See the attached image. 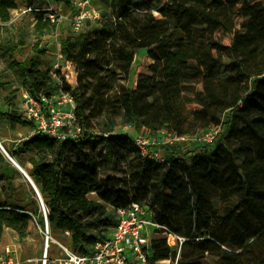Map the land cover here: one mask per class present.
<instances>
[{
	"label": "trees",
	"instance_id": "obj_1",
	"mask_svg": "<svg viewBox=\"0 0 264 264\" xmlns=\"http://www.w3.org/2000/svg\"><path fill=\"white\" fill-rule=\"evenodd\" d=\"M222 3L111 0L114 21L110 22H114L120 42L110 41L105 28L99 34L83 31L60 42L61 54H74L80 69L74 84L60 79L62 88L75 97L81 132L64 141L38 134L23 145L41 154L40 160L29 159L30 174L48 210L51 229L70 231L74 251L85 252L113 227L115 217L107 206L135 201L148 203L155 222L185 238L176 264L199 262L212 241L220 244L216 247L219 264H264V0L244 2L239 7L240 23L234 31L229 28L232 40L228 46L209 31L221 23L215 8ZM150 5L157 7L174 29H154L157 21L151 14L138 18V26L131 24L137 38L127 30L126 17L133 10L144 14ZM190 5L196 7L195 13L189 10ZM17 7L18 0H0V32L6 29L1 23H8L11 10ZM49 24L50 20L39 13L34 33L40 37L44 34L41 25ZM156 32L159 36H148ZM24 44L21 33L12 40L0 36V58L10 61L33 98H49L57 87L51 71L41 68L38 44L33 45L32 56L14 58ZM136 48H146L153 63L139 73L135 90L122 89L120 105L110 107L109 127L91 132L87 110L95 98L87 95L93 88L88 79L110 60L131 56ZM191 49L197 53L193 55ZM198 79L203 91L191 112L192 124H212L220 129L206 148L191 152L187 161L176 150L170 153L167 164H158L142 157L128 135L114 133L116 123L111 117L120 114L123 122L138 129L183 134L188 102L183 85ZM0 119L10 128L33 125L13 104L0 110ZM8 152L16 155L10 149ZM49 153L51 159L45 157ZM122 161L133 168L123 169L119 166ZM114 167L121 176L107 172ZM92 193L95 199L89 198ZM29 213L20 206L0 205V241L6 227L23 237ZM175 257L176 248L165 236L156 234L147 264Z\"/></svg>",
	"mask_w": 264,
	"mask_h": 264
},
{
	"label": "rangeland",
	"instance_id": "obj_2",
	"mask_svg": "<svg viewBox=\"0 0 264 264\" xmlns=\"http://www.w3.org/2000/svg\"><path fill=\"white\" fill-rule=\"evenodd\" d=\"M134 1H143L147 0H134ZM164 4L169 3V0H159ZM223 3L215 8V12L217 17L221 21L216 27L211 28L209 31L211 35L218 40L223 45L228 46L232 40V31H229V28L236 29L240 23V18L238 17L237 10L244 2H249L253 0H222ZM149 4V3H148ZM176 5V2L173 3ZM21 5L20 0H18V8L11 10V20L8 23H1L5 25L4 30L0 32L1 39H10L15 38L16 34H20L25 39V44L18 47L14 53V58L16 60H23L27 57H30L34 54V44H38V49L42 52L40 54L42 65L41 68L49 69L51 72L56 73L57 78H64V80H72L74 84V76L76 70L78 71V66L76 63V56L74 54L65 56L60 52V42L67 36H73L80 34L79 31L75 29V26L71 23L69 16V8L66 4L62 2H56L55 0H30L29 6L31 9H27V11H23L19 9ZM161 4L160 6H162ZM52 6L58 14H61L63 18L59 21L58 24L52 23L49 25H41V29L44 32L43 35L38 37L34 33V27L36 24V17L39 13L44 14L45 11H36L38 8H49ZM96 6L100 11V18L95 20L87 21L85 31H88L92 34H99L102 28H105L106 32L109 35V40L118 43L120 39L115 34V25L114 22H110L113 20V13L111 10V0H96ZM189 10L192 13H195L196 7L190 5ZM146 13H139L137 10H133L126 17L127 30L135 37L138 38L137 35H134L132 31L131 24L138 26V18H148L149 16H154L157 23L154 29H158L161 27H168L170 31L174 29V24L166 19L157 11V7L154 5H150L147 7ZM182 21V20H181ZM180 21V22H181ZM192 21V18H191ZM177 23L176 26L180 24ZM84 31V32H85ZM156 34V35H155ZM150 37L159 36V33H154L148 35ZM104 42L108 43V40H104ZM193 55L197 53L195 49H191ZM161 51V50H160ZM153 63L151 57H149L146 48H136L131 56H128L124 59H112L108 64H105L101 70H99L95 76L91 79H88L91 82L90 93H87L88 96H92L94 99L91 107L87 110L88 114V127H90L91 132H100L101 130L109 127L110 125V117L109 110L111 106H119L122 96V89L126 88L129 90L136 89L137 78L140 72H144L147 70L150 64ZM58 71V72H57ZM63 72L69 74V77L63 76ZM80 74V69H79ZM56 77L54 78V82L56 83ZM70 82V81H69ZM184 94L187 96V103L185 104V115L187 116V121L185 125V132L183 134H187L190 136V140L187 142H183L179 145H168L164 142L168 139L169 133L166 129L158 132H150L143 128H136L134 124H127L123 122L121 115H112V120L116 123L113 127L114 133L117 134H140L149 137L152 140H157L160 143V147L163 148L167 156H170L172 151H180L181 156L184 161H187V156L193 152L194 150H200L202 148H206L209 142L200 139L203 136V133L217 125L209 124L206 127L194 126L192 124V114L191 112L197 108L196 98L200 92L203 91V83L200 79L196 80L192 83L184 84ZM57 87V86H56ZM23 90L24 87L20 79L18 78V74L15 70L10 67V61L5 57L0 58V110H5L9 104H13L20 112H23L25 107V99L23 98ZM57 94V89L53 92L52 95ZM59 98H52V101L49 104L53 106L58 105ZM44 108L47 110V103L42 101ZM27 134V133H26ZM25 132H21L18 134L15 139L19 141L11 142L12 146H15L17 149L14 150L17 157L15 159L22 165H24L27 174L31 176L32 166L29 162L30 158H36L40 160L41 154L37 153V151L33 148H27L23 145V142L28 140L26 138ZM1 140V138H0ZM2 142V140H1ZM3 147L8 151V149H12V146H7L2 142ZM11 155V154H10ZM1 156V155H0ZM6 156V155H5ZM12 156V155H11ZM13 157V156H12ZM47 159L52 158V154H45ZM119 166H122L123 169L129 171L133 167L128 165L126 162L122 161L119 163ZM116 167L107 170L109 174L115 176H121V172L119 170H115ZM24 177V176H23ZM25 178V177H24ZM26 180V179H25ZM28 182V181H27ZM35 183V181H34ZM37 186V184L35 183ZM29 189L26 190L25 186L21 187L19 191L15 192L13 196L17 198V203L22 205L21 207L25 208L28 212H30V218L24 228V235L20 238L19 234L15 231L17 241L21 247V257L19 264H40V258L43 254L44 249V237L41 233L40 228L35 222L34 216L38 222L42 220V213L40 210V202L36 196L35 191L32 186L28 182ZM38 188V186H37ZM39 189V188H38ZM89 198H96V195L89 194ZM38 217V218H37ZM52 234L54 238L62 239V235L57 230H52ZM158 235V234H157ZM166 240L167 237L165 236ZM209 238V237H206ZM174 241V239H173ZM63 242L69 243V239L63 240ZM220 244L216 241H212L209 246L203 252L201 256V260L196 262L195 264H219V255L218 250L216 249ZM51 251L49 250L48 257H52L57 253V246L55 244H51ZM176 248V257H177V249L179 244H174ZM1 250V249H0ZM182 248H180L179 254H181ZM54 254V255H53ZM176 257L173 261L170 259H166L158 262L157 264H175ZM32 259L27 262L26 259ZM52 264L51 261L48 264Z\"/></svg>",
	"mask_w": 264,
	"mask_h": 264
},
{
	"label": "built area",
	"instance_id": "obj_3",
	"mask_svg": "<svg viewBox=\"0 0 264 264\" xmlns=\"http://www.w3.org/2000/svg\"><path fill=\"white\" fill-rule=\"evenodd\" d=\"M30 0H20V10L27 11L31 9ZM69 8V16L71 23L80 33L85 31L86 22L100 18V11L96 6V0H70L67 5ZM18 8V7H17ZM36 11H45L44 18L50 20L51 23L58 24L63 18L56 10L49 8H38ZM77 72L74 76L76 79ZM63 76L69 77V74L63 72ZM55 72H51V78L54 81ZM57 94L51 95L49 98L37 100L33 98L26 89L23 90V98L25 99V107L23 114L32 121L28 138L45 134L57 141H64L69 138H76L81 132V126L77 122L76 101L71 91L62 88V80L56 77ZM72 83V80H65ZM70 81V82H69ZM59 98L58 105L49 104L52 98ZM42 101L47 103V110L44 108ZM220 126L207 129L202 140L209 143L214 139L219 131ZM130 137L133 145L139 154L158 164H167L170 156H167L160 143L152 140L145 135L126 134ZM190 140L187 134L169 133L168 139L164 142L168 145H179ZM114 214L115 223L105 234V236L97 240L94 244L87 246L85 252H76L71 247V242H63L65 239L71 238L68 230L60 231L62 239L54 238L52 229L48 220V210L42 201L40 210L42 220H38L32 216L41 230L44 237V249L40 264H147L152 255V239L156 234L166 236L167 243L170 246L179 244L180 251L185 238L173 233L166 226L160 225L153 220V212L148 203L132 201L126 206H107ZM30 214V213H29ZM170 235V238L168 237ZM174 239V241H173ZM51 244L57 246V253L48 257ZM177 251V258L179 252ZM21 250L17 243H9L4 245L0 250V264H19ZM29 261V260H27ZM163 261V260H162ZM175 261V264H176ZM50 264V263H49Z\"/></svg>",
	"mask_w": 264,
	"mask_h": 264
},
{
	"label": "crops",
	"instance_id": "obj_4",
	"mask_svg": "<svg viewBox=\"0 0 264 264\" xmlns=\"http://www.w3.org/2000/svg\"><path fill=\"white\" fill-rule=\"evenodd\" d=\"M30 128L31 127L28 125H20V124H17L15 127L10 128L8 122L5 119H0V138L4 144H6L7 146H12V144L10 143L14 141H19L18 139L16 140L15 137L18 134H21V132H25V136L27 135L26 138H28L30 134ZM16 149L17 148L15 146H12V149L10 150L14 152V150ZM0 155H1L0 156V205L4 206L5 208L11 206L21 207L22 205L17 203V198L13 196V194L19 191L20 188L23 186H25V189L28 190L29 189L27 182L28 180L23 177L24 175L20 172L18 167L15 166V164L12 163L1 150H0ZM15 157H17V155L13 156L14 160L27 173L24 165L20 164L15 159ZM9 243H17L20 247V244L17 241L15 231L11 228L6 227L4 228L2 233V237L0 241V249L4 245ZM27 260L31 261L32 259L28 258L26 259V261Z\"/></svg>",
	"mask_w": 264,
	"mask_h": 264
},
{
	"label": "water",
	"instance_id": "obj_5",
	"mask_svg": "<svg viewBox=\"0 0 264 264\" xmlns=\"http://www.w3.org/2000/svg\"><path fill=\"white\" fill-rule=\"evenodd\" d=\"M0 150L6 155V157L12 163H14L18 167V169L20 170V172L24 175V177L28 180V182L32 186L33 190L36 193V196H37L39 202L42 203L43 199H42L41 193H40L39 189L37 188V186L35 185V183L32 180V178L18 165V163L14 160V158L10 155V153L3 147V145L1 144V142H0Z\"/></svg>",
	"mask_w": 264,
	"mask_h": 264
},
{
	"label": "bare ground",
	"instance_id": "obj_6",
	"mask_svg": "<svg viewBox=\"0 0 264 264\" xmlns=\"http://www.w3.org/2000/svg\"><path fill=\"white\" fill-rule=\"evenodd\" d=\"M16 166V165H15ZM23 169V168H22ZM170 238V235L168 236Z\"/></svg>",
	"mask_w": 264,
	"mask_h": 264
}]
</instances>
